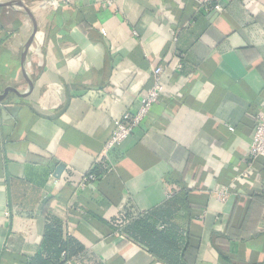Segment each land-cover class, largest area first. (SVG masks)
Returning <instances> with one entry per match:
<instances>
[{"label":"crops","instance_id":"1","mask_svg":"<svg viewBox=\"0 0 264 264\" xmlns=\"http://www.w3.org/2000/svg\"><path fill=\"white\" fill-rule=\"evenodd\" d=\"M25 3L36 81L0 104V264H264V0ZM0 26V93L26 89L32 21ZM159 65L165 95L106 152Z\"/></svg>","mask_w":264,"mask_h":264},{"label":"built area","instance_id":"2","mask_svg":"<svg viewBox=\"0 0 264 264\" xmlns=\"http://www.w3.org/2000/svg\"><path fill=\"white\" fill-rule=\"evenodd\" d=\"M199 7L205 12H214L222 9L223 0H194ZM181 63L177 68L180 69ZM165 69L164 65L155 67L152 71V84L146 89L143 103L135 112L127 111L116 125L115 131L110 140L105 145V151L118 146L122 141L131 136L136 129L149 117L154 106L158 104L166 93L165 86L162 82V74ZM250 157L256 159L264 157V113L256 117V123L250 142ZM98 176L95 173L85 175L80 183V187L85 189L90 183H95ZM227 192L219 193L218 197L223 201L227 198Z\"/></svg>","mask_w":264,"mask_h":264},{"label":"water","instance_id":"3","mask_svg":"<svg viewBox=\"0 0 264 264\" xmlns=\"http://www.w3.org/2000/svg\"><path fill=\"white\" fill-rule=\"evenodd\" d=\"M0 6L3 7H10L13 9L19 10L23 15L27 16L32 21V29L30 34L26 37V39L23 41L22 49L20 53L21 58V67L23 70V73L26 77V80L28 82V86L26 89H20L16 87H7L4 89L2 93H0V104L3 103V101L6 99V97L10 93H27L31 91L34 88L35 85V77L34 75L29 71L28 69V61H29V55H30V49L32 46V43L34 41L35 35L37 33L38 29V23L35 18V15L32 11V9L25 3V0H0ZM18 107H5L3 109V112L9 110L11 111V114L14 115Z\"/></svg>","mask_w":264,"mask_h":264},{"label":"trees","instance_id":"4","mask_svg":"<svg viewBox=\"0 0 264 264\" xmlns=\"http://www.w3.org/2000/svg\"><path fill=\"white\" fill-rule=\"evenodd\" d=\"M5 7H3V6H0V25H1V12H2V10L4 9ZM0 28H1V26H0ZM93 173H95V172H93ZM96 174V173H95ZM97 175V174H96ZM98 176V175H97Z\"/></svg>","mask_w":264,"mask_h":264}]
</instances>
